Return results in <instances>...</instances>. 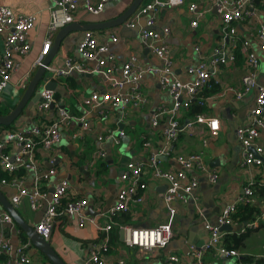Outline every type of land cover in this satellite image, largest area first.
<instances>
[{"label":"built area","instance_id":"1","mask_svg":"<svg viewBox=\"0 0 264 264\" xmlns=\"http://www.w3.org/2000/svg\"><path fill=\"white\" fill-rule=\"evenodd\" d=\"M118 0H50L49 21L46 36L42 41L39 57L34 61L33 67H37L43 57L50 50L53 37L56 32L75 20V12L81 6L89 14H99L107 2ZM186 0H143L137 9L128 17L124 25L128 28L138 26V38L140 43L151 49L162 62L160 66L134 65V57L126 61L121 67L115 63L114 56L108 54L106 42H99L94 31L86 30L81 34L76 44V51L82 61L75 57L63 55L54 57L46 66L47 76L45 80L63 79L75 73H97L110 85V89L103 93L91 92L82 99V104L87 108L110 105L124 109L126 106L146 105L148 99L141 91L139 81L145 73H157L160 87L169 96L168 105L162 104L151 112L150 126L155 128L163 115H167V122L162 130V144L153 148L144 161L131 160L125 164L119 175V184L115 192L114 202L105 211H98L94 216L85 214L88 200L84 197H74L70 193L69 180L58 178L51 184L48 190L42 182L48 183L57 175L54 160L51 159V167L43 168L37 160V151L53 150L60 142L62 130L72 121H79L80 128L71 134L72 138L82 136L88 129V122L84 115H73L65 106H62L55 98L53 89H39L41 99L30 107L41 112L55 107V117L48 123L27 122L24 124L5 127L0 125V169L8 173H15L25 169L26 173L21 176L13 175L10 180L1 179V185L15 188V194L11 197L13 206H18L27 199L31 210L37 211L42 208L43 213L34 228L38 234L48 240L55 224L76 218L80 225L86 220L95 224L99 231V238L90 244L88 254L82 258L79 264H106L105 256L110 247V232L114 228L115 220L120 214H127L133 205L140 204L144 199V190L148 186V179H162L166 182V188L162 199L167 208V219L154 227H123L126 236L123 241L137 247L140 253L153 252L168 246L175 233L176 208L172 203L193 205L194 213L200 218L203 229L207 232L208 239L197 246L188 243L187 254L192 258L191 264H208L204 256L208 251H213L226 259H237L241 256L238 249L227 248L223 242L226 231H221L222 225L239 226L238 232L246 229H254L264 222V209L255 215L249 222H240L233 218L237 207L244 203H254V187L256 182L264 186V179L256 180L252 168L261 169L264 172V146L258 139L264 133V84L258 80L259 57L256 48L264 51V22L259 18L264 8L256 4V0H212L213 7L220 17L223 43L217 44L212 52L200 59L196 64L187 67L189 78L181 80L173 74L170 52L162 43L168 35L169 28L163 27L161 31L155 29L156 15L160 8L178 7L185 4ZM187 10L191 14L190 25L195 28L203 17L205 9L196 2H188ZM35 14H18L6 5H0V36L3 47L0 54V98L8 86L11 76L17 72L20 66L18 56L29 52L31 45L28 41V32L35 24ZM253 20V38L256 47L248 39L238 36L236 24ZM141 23V24H140ZM110 40L115 42L117 35L111 33ZM238 53L243 57L245 72L241 76L240 86H224L219 96H232L237 100L245 95L253 93L252 106L249 117L245 123L235 128V138L240 145V164L250 172V180L243 187L242 194L234 201L226 204L218 214L216 221L211 222L204 213L200 204L198 193V180L192 175L194 172L204 173L207 181L216 183L219 175L216 168L211 167L201 151L187 154L175 153L174 145L179 133L193 126L195 123L205 124L209 136L214 137L220 131V122L217 117L197 113L194 119L185 125L178 119L180 109H189L191 103L204 106L209 96L202 95L205 89H210L218 83L216 72L221 65L235 64ZM94 62V65H90ZM119 71V74L117 73ZM31 77V72H25L15 86L25 90ZM23 122V121H22ZM116 130H106L97 136L99 141H107L118 144L125 136L122 124ZM142 146L151 147V141L147 136H142ZM203 146H207L208 139L202 140ZM106 153L102 149L93 152V164L97 159H103ZM161 156L173 160L178 169L164 168ZM170 157V158H168ZM257 173V172H256ZM102 217L105 221L98 220ZM15 222L12 216L0 205V255L7 256L1 264H30L32 257L27 252L31 248L28 238L20 239L19 244L14 246L8 238L7 231ZM20 229H18V232ZM169 264H181L180 256L175 253L166 255ZM116 264H123L117 261ZM240 264H264V255L251 256L249 260L241 261Z\"/></svg>","mask_w":264,"mask_h":264},{"label":"crops","instance_id":"2","mask_svg":"<svg viewBox=\"0 0 264 264\" xmlns=\"http://www.w3.org/2000/svg\"><path fill=\"white\" fill-rule=\"evenodd\" d=\"M131 1L107 2L104 9L96 15L85 12L80 6L75 12L74 21L84 23L115 18L127 8ZM188 2H196L200 8L205 9L203 17L195 28L190 25L192 17L187 10ZM0 5L9 6L16 15L35 14L36 16L35 24L28 32L31 48L25 55L17 57L20 61L19 69L12 74L8 86L5 88L8 91L7 94L3 92L0 98V109L10 111L24 91L17 88L15 83L25 72L30 71L32 77L36 69L33 67V63L39 57L42 41L46 36L51 2L50 0H0ZM262 12L259 18L264 22V11ZM155 23L157 31H161L163 27L169 28V33L163 38L162 43L169 49L173 74L181 80H187L190 77L187 73L189 65L196 64L200 59L209 55L217 44L224 42L220 17L213 7L212 0H186L182 6L160 8ZM253 25L254 21L249 20L238 22L236 28L240 38L248 39L252 46L256 47L255 42L252 41ZM93 31L98 36L99 42H106L108 45V52L101 54L100 57L112 54L118 67H121L132 57L135 59L134 65L138 67L162 65L161 60L154 52L140 43L138 34L129 29H122V25ZM111 33L117 35L118 39L115 42L110 40ZM81 34L82 31L70 33L61 42L55 56L68 55L82 61L76 51V44ZM2 47L3 40L0 36V54ZM255 50L260 62L258 80L264 84V51H260L258 48ZM90 65H94V62H91ZM245 70L244 60L241 58L235 64L221 65L219 71L216 72L218 83L214 85L215 91L208 94V100L204 106H201V113L219 119L220 131L218 135L210 137L205 124L195 123L179 133L174 145L175 153L178 154L201 151L209 165L218 171L219 178L213 184L207 181L204 173H192L198 180L201 207L211 222L216 221L218 214L226 204L242 194L243 187L250 180L249 170L240 164L241 148L235 138V127L247 121L252 106L253 93L245 95L240 100L229 95L219 96L220 90L226 85L240 86L241 76ZM117 73L119 74V71ZM46 76L47 72L38 85L40 88L47 82ZM69 77L71 80H68ZM53 81L56 82L57 90H54V93H58L57 101L73 115H84L88 122V129L82 133V136L72 138L71 134L80 128L79 121H72L62 130L60 142L55 145L53 150L40 149L37 151V160L41 167H51L50 161L53 158L52 166H55L57 170V175L52 177L50 182H42L41 185H46L50 190L51 184L58 178H66L70 184L69 194L74 197L87 198L88 206L85 214L94 216L98 211H105L113 204L119 184V175L125 164L131 160L145 162L150 151L162 144V130L167 122V115L162 116L159 125L155 128L150 126V116L151 112L162 104L168 105L170 99L167 92L159 85L158 74L152 72L143 74L139 81L141 91L146 94L148 99L147 104L134 107L126 106L124 109L110 105L87 108L82 104V99L89 96L91 92L103 93L110 89V85L102 74L75 73L59 79V81L58 79ZM24 109L25 113L20 114L12 122V126L30 121L48 123L53 120L56 113L55 107L41 112L35 110V107L26 106ZM188 111L189 109H180L178 113L177 117L182 125L194 119V114L190 115ZM118 123L122 124L125 131V136L120 139L118 144L97 139V136L106 130L118 129L120 127ZM142 136H147L150 139L151 147L142 146ZM204 138L208 139L207 146L202 144ZM258 141L264 146V133L261 134ZM98 149L104 150L106 155L103 159H97L91 164L93 152ZM162 162L164 168L172 170L179 168L173 160L167 159ZM252 172L256 180L264 179V172L261 169L252 168ZM165 188L164 180L148 179L143 201L133 205L129 213L120 214L114 218V229L118 225L126 228L154 227L165 222L167 208L162 199ZM0 191L11 203V197L16 192L15 188L0 184ZM252 204H256L260 211L263 210L264 197L255 195V202ZM172 205L177 210L173 224L175 235L166 248L140 253L137 247L129 246L123 241L126 229L121 239L120 230L122 228H119V241L111 246V252L105 256V263L116 264L117 261H122L123 264H169L166 262V255L175 253L180 256L181 264H191L192 258L187 254L188 247H185V244L188 246V243L183 244L182 237L196 244L205 242L208 235L203 229L200 218L189 205L180 203H172ZM14 208L31 226L40 220L43 213V207L37 211L31 210L27 199H23V202ZM97 219L105 221L102 217ZM18 229L20 228L15 224L7 231L8 238L14 246L19 244L20 239H24L25 233H22L21 230L18 232ZM230 232H238V230ZM98 238L99 231L95 224L86 220L83 225H80L76 218H70L65 222L58 221L48 240L66 264H79L82 258L88 254L90 244ZM238 250L241 256L237 259H226L216 255L213 251H208L204 260L208 264H240V258L243 256L264 255V222H260L258 227L250 229L243 247ZM27 254L32 257L30 264H51L33 246ZM2 261L0 260V264Z\"/></svg>","mask_w":264,"mask_h":264},{"label":"water","instance_id":"3","mask_svg":"<svg viewBox=\"0 0 264 264\" xmlns=\"http://www.w3.org/2000/svg\"><path fill=\"white\" fill-rule=\"evenodd\" d=\"M143 0H132L131 3L127 6V8L119 14L117 17L108 19V20H101L97 22H78L73 21L69 24H66L62 28H60L55 36L52 43V46L48 53L43 57L41 63L36 67L26 89L23 91L19 101L16 105L8 112L7 114L0 113V125L2 126H9L12 124L18 116L22 113L26 106H31V102L35 103L41 99L39 89H41L38 85L41 80H43V76L46 72V66L51 62L54 56L57 54L61 42L71 33L77 31H86V30H104L108 28H113L119 25H122V29H129L137 33L138 26L136 28H128L124 24V22L128 19V17L137 9V7L142 3ZM141 24V23H140ZM43 88L46 89H56V82L51 80L45 82ZM237 127V126H236ZM235 127V128H236ZM162 160H165V156L160 157ZM0 205L12 216L15 224L25 233L26 237L29 239L31 246L37 249L40 253H42L51 264H66L62 258L57 254V252L52 247L49 240L44 239L40 234H38L34 228L18 214L17 210L14 206L8 201L0 191ZM190 207L194 212L193 205L191 204ZM221 231H237L239 230V226L233 227L231 225H222L220 227ZM124 230H120L121 239L123 237ZM182 242L184 243H193L189 241L185 237H182ZM203 242L196 243L197 246L201 245ZM185 247L188 246L185 244Z\"/></svg>","mask_w":264,"mask_h":264},{"label":"trees","instance_id":"4","mask_svg":"<svg viewBox=\"0 0 264 264\" xmlns=\"http://www.w3.org/2000/svg\"><path fill=\"white\" fill-rule=\"evenodd\" d=\"M256 4L259 6V7H262L264 8V0H256ZM241 58L243 60V57L238 53V55L236 56V61ZM71 76V75H70ZM68 80H71V78L69 77ZM59 81V80H58ZM215 91V86L213 85L212 88L210 89H205L203 92H202V95L204 96H208V94H211L212 92ZM55 94V98L58 97V93H54ZM57 100V99H56ZM8 112L10 111H3L0 109V113L1 114H7ZM202 112V107L197 105L195 103V101H193L189 107V111H188V114L192 115V114H197V113H201ZM22 114V113H21ZM5 127H10L9 126H5ZM26 173V170L25 169H20L18 170L17 172L11 174V173H8L6 171H3L0 169V180L1 179H6V180H10L12 178L13 175L15 176H21L23 174ZM258 180V179H257ZM253 189H254V196H258V197H261L263 198L264 197V186L260 185L259 182H256L254 185H253ZM260 210L258 209V206L256 204H252V203H244V204H240L238 207H237V210L236 212L233 214V218L235 220H238L239 223L240 222H249L251 221L255 215L257 213H259ZM21 230V229H20ZM118 231H119V227L117 228H113L111 230V233H110V238H109V243H110V247H109V250H108V254L111 252L110 251V248L111 246L118 242V238H119V235H118ZM21 232L23 233V231L21 230ZM250 232V229H246L244 232H230V233H226L224 235V239H223V242L225 244V246L227 248H234V249H240L241 247H243L244 245V240L246 239L247 235L249 234ZM27 237H25V234H24V239H26ZM251 257L248 256V257H241L240 260L241 261H245V260H249ZM7 259V256L5 255H0V260L2 261H5Z\"/></svg>","mask_w":264,"mask_h":264},{"label":"rangeland","instance_id":"5","mask_svg":"<svg viewBox=\"0 0 264 264\" xmlns=\"http://www.w3.org/2000/svg\"><path fill=\"white\" fill-rule=\"evenodd\" d=\"M125 2H129V1H125ZM71 33H74V32H71ZM4 92H6L7 94L8 91L5 90ZM30 104H32V102ZM22 113H25V109L22 111Z\"/></svg>","mask_w":264,"mask_h":264}]
</instances>
